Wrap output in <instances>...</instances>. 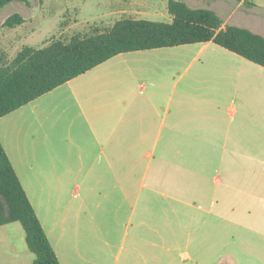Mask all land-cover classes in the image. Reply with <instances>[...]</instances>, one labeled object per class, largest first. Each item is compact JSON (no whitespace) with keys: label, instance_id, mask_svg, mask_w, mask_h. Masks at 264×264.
Wrapping results in <instances>:
<instances>
[{"label":"crops","instance_id":"0c3cea01","mask_svg":"<svg viewBox=\"0 0 264 264\" xmlns=\"http://www.w3.org/2000/svg\"><path fill=\"white\" fill-rule=\"evenodd\" d=\"M189 1L223 28L264 37V0ZM159 50L157 67L139 60L155 50L120 54L0 119V141L59 262L264 264V68L213 42ZM237 68L258 73V88L244 89ZM124 69L131 82L111 76ZM109 76L100 113L89 114L77 89ZM78 108L82 120L69 123ZM155 165L146 188L139 171ZM72 184L76 199L66 200ZM34 260L21 223L1 226L0 264Z\"/></svg>","mask_w":264,"mask_h":264},{"label":"trees","instance_id":"16d2710c","mask_svg":"<svg viewBox=\"0 0 264 264\" xmlns=\"http://www.w3.org/2000/svg\"><path fill=\"white\" fill-rule=\"evenodd\" d=\"M13 2L30 4V0H0V10ZM167 9L171 23L125 18L68 41L52 40L42 48L25 46L12 61L0 54V119L125 53L213 42L264 68L263 36L238 26L223 28L215 11L191 8L183 1L169 0ZM24 22L22 15L13 14L3 26L14 29ZM14 222L23 226L35 255L33 264H60L0 141V227Z\"/></svg>","mask_w":264,"mask_h":264},{"label":"rangeland","instance_id":"374dc122","mask_svg":"<svg viewBox=\"0 0 264 264\" xmlns=\"http://www.w3.org/2000/svg\"><path fill=\"white\" fill-rule=\"evenodd\" d=\"M186 2L192 7L193 3L189 0H179ZM169 0H30V4H24L21 2H13L0 10V54H5L8 61H12L18 52H20L25 46L34 48H42L49 44L52 40L62 39L68 41L74 35H88L93 33L96 29L105 30L110 28L116 21L125 18L143 19L155 22L170 23L171 18L167 9ZM236 3H232V8L236 7ZM243 12V11H241ZM245 12V11H244ZM13 14H20L25 18V23L14 29H9L3 26L6 19ZM239 18L244 22L250 17L238 14ZM241 24V23H239ZM264 32V26L260 29ZM172 48H165L169 50ZM157 51H163L156 49L151 56H144L139 58L141 65L157 67L164 60H166L165 54H158ZM116 78V81L120 78L128 77L131 82V72L124 69L123 73H117L111 75ZM109 76L105 80H91L86 79L82 82L77 89V98L86 100L85 110L90 114H99L100 98L105 97L102 93V89L107 87L108 83H112L113 77ZM236 76L241 77L244 80V89L258 88L260 82V75L254 71H245L236 69ZM264 77V75L262 74ZM140 83L149 86V80L141 78ZM115 81V82H116ZM167 84V83H166ZM218 85L217 98H223L221 95V88ZM262 88V86H261ZM146 87L142 88L145 92ZM245 91V90H244ZM171 93V90L169 91ZM67 95V94H66ZM68 97L72 96L68 92ZM162 111V110H161ZM80 109H75L70 114L69 123L75 120L77 123L81 121L79 118ZM163 113H159L158 125L161 123ZM77 116V120L75 117ZM181 145V144H180ZM159 152V151H158ZM157 152V157L159 156ZM155 166H151L150 169H142L139 171V177L145 180L144 186L147 188L150 181L155 175ZM83 186L80 194L83 193ZM77 189L76 185H70L66 188V200H74L72 196L73 190ZM99 190L94 195L99 194ZM109 195H116L115 191L111 193L107 191ZM136 191L134 189V195ZM96 201L101 202L100 196L96 197ZM114 199H111L102 205V210L109 213L112 210V203ZM112 217V215H110ZM94 232H91L89 237V243L92 247L91 253H95L94 245H99ZM186 258V251L183 250V259ZM183 264H186L183 261Z\"/></svg>","mask_w":264,"mask_h":264}]
</instances>
